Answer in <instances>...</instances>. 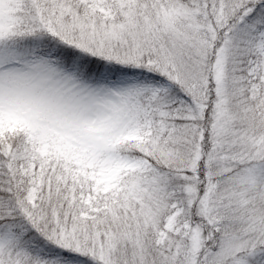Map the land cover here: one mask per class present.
I'll return each instance as SVG.
<instances>
[{
  "label": "snow or ice",
  "instance_id": "6c2138e0",
  "mask_svg": "<svg viewBox=\"0 0 264 264\" xmlns=\"http://www.w3.org/2000/svg\"><path fill=\"white\" fill-rule=\"evenodd\" d=\"M0 264H264V0H0Z\"/></svg>",
  "mask_w": 264,
  "mask_h": 264
}]
</instances>
